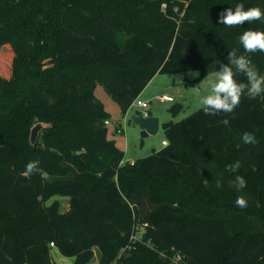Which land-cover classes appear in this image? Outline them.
<instances>
[{"label": "trees", "instance_id": "trees-1", "mask_svg": "<svg viewBox=\"0 0 264 264\" xmlns=\"http://www.w3.org/2000/svg\"><path fill=\"white\" fill-rule=\"evenodd\" d=\"M238 3L264 11V0H0V46L14 52L0 70V264H59L51 242L73 264L95 248L101 264H264V94L242 96L233 113L200 107L163 123L166 145L134 161L109 137L95 94L102 83L126 113L157 73L201 79L234 49L264 75V52L239 43L264 23H218ZM245 132L258 142L242 143ZM30 161L43 177L22 175ZM56 195L67 210L49 203Z\"/></svg>", "mask_w": 264, "mask_h": 264}, {"label": "rangeland", "instance_id": "rangeland-1", "mask_svg": "<svg viewBox=\"0 0 264 264\" xmlns=\"http://www.w3.org/2000/svg\"><path fill=\"white\" fill-rule=\"evenodd\" d=\"M0 52L7 55L9 61L4 68L3 65L0 64V70L8 74L11 69L10 62L14 56V52L8 44L1 45ZM217 71L209 72L201 79L191 76L193 72H199L200 75V70L186 71L184 79L175 78L172 74L168 73H159L151 83L149 82L150 84L145 87L139 96L141 100L147 101L149 106L142 108L134 102L126 113H123L119 102L107 92L104 85L98 83L95 87V94L101 99L110 116L109 120L111 124L107 125L109 137L114 139L116 143L125 150V160H131L132 158L137 159L150 155L156 148H161V143L165 136L163 130H160L156 134L143 136L140 126L135 122L137 116L144 113V111H152L155 116H161L169 121L182 120L202 107L200 105V99L202 96L208 94L209 81L215 79L214 73ZM162 94L171 95L175 100L173 102L164 103L160 100ZM117 123L124 129L123 133L117 132ZM54 199L60 200L63 211L69 207L68 196L56 195L49 200V203ZM97 253H99V251H97ZM52 255L55 260L60 261L62 264L74 263V257L62 255L56 249L52 250ZM98 260L96 254L90 264H100Z\"/></svg>", "mask_w": 264, "mask_h": 264}, {"label": "clouds", "instance_id": "clouds-1", "mask_svg": "<svg viewBox=\"0 0 264 264\" xmlns=\"http://www.w3.org/2000/svg\"><path fill=\"white\" fill-rule=\"evenodd\" d=\"M261 21L264 23V11L259 7L245 9L242 3L233 7H228L219 13L218 23L225 27L242 26L245 23ZM245 53L264 52V31L247 30L239 37ZM227 63H220L219 70L214 73L215 79L209 81V92L200 99L202 111L206 115H218L220 113H233L240 105L242 96L249 99H256L264 94V75H261L257 67L244 54H237L233 50L227 56ZM236 73L246 76L247 83L237 82ZM193 78L199 77V72H193ZM242 143L255 145L258 141L253 133L245 132L241 137ZM38 161H30L22 175L30 179L33 174L45 175L43 170L38 167ZM241 167L240 161H235L226 166V170L237 172ZM205 186L207 179H203ZM237 191H242L247 187L246 179L237 175L234 181ZM216 187L221 188L222 183L217 180ZM235 205L240 208L247 207V200L243 196H238Z\"/></svg>", "mask_w": 264, "mask_h": 264}, {"label": "water", "instance_id": "water-1", "mask_svg": "<svg viewBox=\"0 0 264 264\" xmlns=\"http://www.w3.org/2000/svg\"><path fill=\"white\" fill-rule=\"evenodd\" d=\"M173 77L183 79V74L181 72H176L172 74ZM135 122L140 126L141 133L143 136H148L150 134H156L159 130V118L153 114L152 111H144L141 115L135 118ZM43 127V123H36L31 130V142L36 143L39 133Z\"/></svg>", "mask_w": 264, "mask_h": 264}, {"label": "built area", "instance_id": "built-area-1", "mask_svg": "<svg viewBox=\"0 0 264 264\" xmlns=\"http://www.w3.org/2000/svg\"><path fill=\"white\" fill-rule=\"evenodd\" d=\"M160 100L163 101V102H172V101H174L175 99H174V97L171 96V95H168V94H162V95L160 96ZM134 102H136V103H137L140 107H142V108H146V107L149 106V104H148L147 101H145V100H141L139 97H138ZM110 123H111V121H110L109 119H106V120H105V124H106V125H109ZM116 130H117V132H119V133H123V132H124V129L120 126L119 123H117ZM51 245L54 246V242H51ZM123 251H124V249H123ZM163 255H165V254L163 253ZM180 259H181V256H180V255H176L174 258H172V259L169 261L168 264H176V263H178V261H179Z\"/></svg>", "mask_w": 264, "mask_h": 264}, {"label": "crops", "instance_id": "crops-1", "mask_svg": "<svg viewBox=\"0 0 264 264\" xmlns=\"http://www.w3.org/2000/svg\"><path fill=\"white\" fill-rule=\"evenodd\" d=\"M158 74L159 73H157L155 76H154V78L150 81V83L158 76ZM185 76H186V72H183V79L185 78ZM149 83V84H150ZM163 102V101H162ZM173 102V101H172ZM165 103V102H164ZM159 117V124H160V126H159V130H158V132L160 131V130H163V123H165V122H168L169 120L168 119H164L163 117H161V116H158ZM111 124V123H110ZM157 132V133H158ZM166 143H167V141L165 140V136H164V139L162 140V143H161V148H162V146H164V145H166ZM118 145V144H117ZM119 146V145H118ZM120 147V146H119ZM156 148V147H155ZM160 148V149H161ZM155 150H159V149H155ZM125 151V150H124ZM125 160V159H124ZM135 160V158H132L131 160H125V161H134ZM69 208V207H68ZM67 208V209H68ZM67 209H65V210H67ZM53 249H56V250H58L56 247H52V250ZM59 251V250H58ZM97 251H99V253H97ZM60 252V251H59ZM61 253V252H60ZM96 254H97V258L99 259L98 261L100 262V258H101V252H100V250L98 249V248H95V255L94 256H96ZM63 255V254H62ZM53 256V255H52ZM54 259V258H53ZM55 260V259H54ZM60 260H61V258H60ZM56 262H58L59 264H62L60 261H57V260H55ZM74 261H75V258H74ZM92 262V260L88 263V264H90ZM101 264V263H100Z\"/></svg>", "mask_w": 264, "mask_h": 264}]
</instances>
